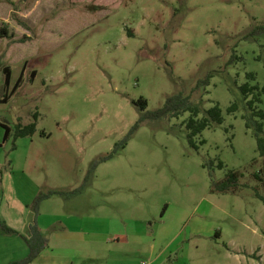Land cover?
Instances as JSON below:
<instances>
[{"label":"rangeland","instance_id":"374dc122","mask_svg":"<svg viewBox=\"0 0 264 264\" xmlns=\"http://www.w3.org/2000/svg\"><path fill=\"white\" fill-rule=\"evenodd\" d=\"M0 29V102L19 81L0 103V123L13 133L38 113L32 138L17 140L15 152L12 137L0 147V222L21 235L39 193L79 189L133 128L140 98L148 112L183 95L223 115L196 137L197 150L180 126L189 113L145 122L83 193L43 201L36 221L48 246L35 264H264V205L252 178L263 163L255 122L264 131V120L246 128L239 90L264 86V0H0ZM228 171L248 187L212 192ZM25 246L0 240L11 262Z\"/></svg>","mask_w":264,"mask_h":264},{"label":"trees","instance_id":"16d2710c","mask_svg":"<svg viewBox=\"0 0 264 264\" xmlns=\"http://www.w3.org/2000/svg\"><path fill=\"white\" fill-rule=\"evenodd\" d=\"M11 3V0H5ZM262 29V28H259ZM7 32L5 29H0V37H6ZM247 36L244 37L246 39ZM239 58L235 57V54L231 56L228 65H231ZM4 76V84L6 87L10 84V76L11 72L10 69L3 68ZM212 79V74H209L205 80L199 81L196 84V89L204 88L208 86V82ZM246 79L253 82L255 80L254 75L251 73L246 74ZM19 82V81H18ZM16 83L14 87H12L10 93H6L3 96V99L0 103L5 104L6 99L9 98L10 94H14L16 92L19 83ZM241 95L243 97L242 101L245 103L246 108L250 112L249 116H244L246 123V128L249 129L253 119H258L260 121L264 120V110H257L256 105L261 102V95L264 94V86L259 89L257 86H251L249 83H245L239 87ZM134 106L139 112V117L137 122L134 124L133 128L128 131V133L124 136V138L115 145L112 152L97 161L95 160L90 168V171L87 173L85 179L83 180L82 186L78 189H75L69 193H61L60 191H54L44 194L43 192L39 193L38 196L35 197L34 202L31 206L33 211L32 221L29 225L28 235H21L17 231L9 228L4 222H0V236H9V237H20L26 244V255L21 260L12 263V264H32L37 257H39L40 253L48 246L47 239L41 233V229L39 228L36 218L39 213V206L40 204L51 198L52 196H61V197H68L74 195H80L83 193L84 189L87 187L89 180L91 179L92 172L97 169L98 165L105 163L112 159L113 155L117 153L119 150L124 149L127 146L129 139L133 136L134 132L138 130L139 126L144 124L145 122L152 123L159 120H172L178 119L179 116L184 115L185 113H189L188 118L181 122L180 126L185 128L187 131L186 140L188 145L193 148L194 150L199 149L198 143L196 141V137L202 134V132L206 131L213 127V125L220 126L223 123V115L220 108L217 105H213L210 109L203 111L200 110L198 105H194L189 101L188 98H184L183 95H177L172 98H168L164 104V106L154 112L147 111V101L143 98H140L138 101L134 103ZM236 105H230L227 109L228 114H234L237 111ZM201 116V117H200ZM200 117V118H199ZM33 123L27 125L25 127L17 126L12 133V129L6 125L0 123L1 128L3 129V140L0 144L8 142L10 138L13 139V144L11 147L12 152L15 151V143L19 139L23 138H32L35 135L36 128H37V120H38V113H34L32 115ZM255 138H256V145H257V155L260 159L263 160L261 168L258 169L255 173L252 174V178L257 182L258 187L254 186L253 193L254 196L261 201L264 205V131L262 128L261 123L255 122ZM41 137H45L46 134L44 132L40 133ZM204 141L199 143L200 146L204 145ZM214 164L210 162L209 164H204V168L210 169L213 167ZM224 164L219 162L216 169L223 170ZM243 177L242 174L237 172L228 171L225 174V177L219 183H212V192L218 194H231L234 195L237 193L239 187H248L247 185H240V179ZM261 189V191L258 190ZM165 210V208H164Z\"/></svg>","mask_w":264,"mask_h":264},{"label":"crops","instance_id":"0c3cea01","mask_svg":"<svg viewBox=\"0 0 264 264\" xmlns=\"http://www.w3.org/2000/svg\"><path fill=\"white\" fill-rule=\"evenodd\" d=\"M15 152V151H14ZM26 177H22V180L23 179H25ZM26 180H28L27 178H26ZM17 201L19 200V199H16ZM19 202H21V204H23L24 205V207L27 205V202H25V200L22 202L21 200H19ZM20 204V203H19ZM27 207V206H26ZM28 208V207H27ZM20 234V233H19ZM1 238H0V240L1 239H3V237H6V236H0ZM20 238V237H19ZM26 244H25V242H24V246H25ZM26 246L25 247H22V253H24V251H25V253L23 254V255H21V256H19L18 258H15L14 260H12V262L10 261V259H9V256L12 254H9V252H6V251H0V263L1 262H3V257L5 258L4 260H5V262H7V263H5V264H12V263H15V262H17V261H19V260H21L22 258H24L25 257V255H26ZM7 259H9V261H6ZM36 261V260H35ZM33 262L32 264H35L36 262Z\"/></svg>","mask_w":264,"mask_h":264}]
</instances>
